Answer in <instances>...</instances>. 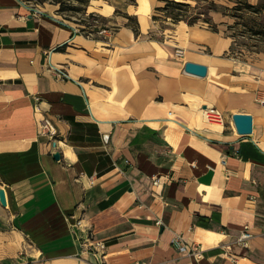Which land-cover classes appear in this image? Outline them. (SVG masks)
Wrapping results in <instances>:
<instances>
[{
  "label": "crops",
  "instance_id": "obj_1",
  "mask_svg": "<svg viewBox=\"0 0 264 264\" xmlns=\"http://www.w3.org/2000/svg\"><path fill=\"white\" fill-rule=\"evenodd\" d=\"M140 1L89 0L81 18L96 11L112 35L86 37L55 0H0V264H264V52L228 55L227 9L209 12L212 31L165 18L164 0H146L142 22ZM206 107L223 122L205 121ZM234 113L252 115L251 134ZM177 235L203 257L178 250Z\"/></svg>",
  "mask_w": 264,
  "mask_h": 264
},
{
  "label": "trees",
  "instance_id": "obj_2",
  "mask_svg": "<svg viewBox=\"0 0 264 264\" xmlns=\"http://www.w3.org/2000/svg\"><path fill=\"white\" fill-rule=\"evenodd\" d=\"M58 2V11H74L82 12L85 10L89 0H55ZM233 6L225 7L229 14L234 18V22L228 25V29L232 31L230 36H244L247 34L253 41L254 52H264V22L259 21L262 12L264 11V4H252L247 0H232ZM80 3V4H77ZM220 7L214 0H196V4L192 5L186 1L178 0H164V5L157 7L162 16L169 18L173 22L185 21L189 25L198 22H204L212 31H217V25L211 20L209 12L218 10ZM221 8V9H225ZM154 19L160 18L158 15L153 16ZM132 20L131 17H129ZM133 21V20H132ZM101 17L97 13H90L86 18L80 20L81 30L86 27L103 26L99 24ZM131 24V23H130ZM134 32L138 33L136 21L132 22ZM94 28V30L96 29ZM230 51H234L230 48ZM241 54V52H240Z\"/></svg>",
  "mask_w": 264,
  "mask_h": 264
},
{
  "label": "built area",
  "instance_id": "obj_3",
  "mask_svg": "<svg viewBox=\"0 0 264 264\" xmlns=\"http://www.w3.org/2000/svg\"><path fill=\"white\" fill-rule=\"evenodd\" d=\"M37 9V8H36ZM96 26L92 27H86L84 30H81L82 26L77 27L73 30L74 33H81L82 35L86 37H97V36H111L112 30L109 29L106 26ZM174 53L177 57L183 58L185 56V49L182 47H175ZM52 69L56 76L58 78H65L67 77V73L62 67H56L52 66ZM261 100L264 102V94L261 97ZM34 110L36 112H41L42 116L39 120V133L40 135L44 136L50 143L52 151H55L56 149V142L58 139V132L57 128L55 126V123L52 119V117L45 112H42V110L39 107V102L34 103ZM202 115L205 121L207 122H215V123H221L223 122V112L216 109L215 107H206L202 109ZM154 183H158V179H154ZM80 224V220L77 221V225ZM252 233L250 231V228L248 225H245L242 229V231L239 234L238 237V243L244 247L247 248L249 245V241L252 237ZM84 244L90 248L95 250L96 252H102L106 246L103 241H95L93 239L87 240L84 242ZM172 244L180 251L188 253L190 256H192L195 259H200L203 257V249L201 248L200 244L197 242H186L182 236L177 235L172 240ZM233 260H236L235 256H231Z\"/></svg>",
  "mask_w": 264,
  "mask_h": 264
},
{
  "label": "rangeland",
  "instance_id": "obj_4",
  "mask_svg": "<svg viewBox=\"0 0 264 264\" xmlns=\"http://www.w3.org/2000/svg\"><path fill=\"white\" fill-rule=\"evenodd\" d=\"M27 3L36 5V4H43L44 2L50 1V0H25ZM248 2L252 4H259L263 3L264 0H247ZM186 2L191 3L192 5L196 4V0H187ZM80 4V3H77ZM220 8H225V7H231L233 6L234 2L232 0H217L216 3ZM227 9V8H225ZM96 12V11H94ZM66 15H69L71 17H66L68 19L73 18V20H76L80 23L81 20V15L80 12H74V11H65L64 12ZM259 21L264 22V11L262 12V15L259 18ZM232 32V31H231ZM234 45H233V50L228 53V55H231L234 58H240V59H246L250 58L253 55H255L256 52L252 51L253 50V41L252 38H250L247 34L244 36H234ZM241 52V54H240Z\"/></svg>",
  "mask_w": 264,
  "mask_h": 264
},
{
  "label": "water",
  "instance_id": "obj_5",
  "mask_svg": "<svg viewBox=\"0 0 264 264\" xmlns=\"http://www.w3.org/2000/svg\"><path fill=\"white\" fill-rule=\"evenodd\" d=\"M184 70L187 73H191L200 77H204L207 74V66L204 64L187 61L184 63ZM232 120L236 131L240 135H249L253 131V117L248 113H234L232 114ZM55 159L60 158V153L55 152L53 154ZM0 202L2 205L6 204L4 191L0 190Z\"/></svg>",
  "mask_w": 264,
  "mask_h": 264
},
{
  "label": "bare ground",
  "instance_id": "obj_6",
  "mask_svg": "<svg viewBox=\"0 0 264 264\" xmlns=\"http://www.w3.org/2000/svg\"><path fill=\"white\" fill-rule=\"evenodd\" d=\"M110 7L108 6H104L103 8L101 9H98L101 13H107L110 11ZM139 11L140 13L142 14L141 16V19H142V22L145 21V18H144V15L148 12V5H147V2L146 0H141L140 1V8H139ZM171 125H175L174 122H171Z\"/></svg>",
  "mask_w": 264,
  "mask_h": 264
}]
</instances>
